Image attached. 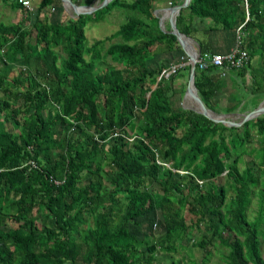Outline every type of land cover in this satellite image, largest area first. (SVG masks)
I'll return each mask as SVG.
<instances>
[{
  "label": "trees",
  "instance_id": "trees-1",
  "mask_svg": "<svg viewBox=\"0 0 264 264\" xmlns=\"http://www.w3.org/2000/svg\"><path fill=\"white\" fill-rule=\"evenodd\" d=\"M179 2L111 0L64 20L61 0H41L43 19L29 28L0 23V264H163L157 252L189 240L202 254L191 264L218 246L227 251L217 264H264V114L225 126L174 105L188 56L154 11ZM114 7L125 20L88 44L86 24ZM176 26L200 58L236 45L247 52L224 75L196 64L206 107L233 113L245 96L260 103L264 0H191ZM101 60L109 63L95 70ZM219 94L231 98L224 108Z\"/></svg>",
  "mask_w": 264,
  "mask_h": 264
},
{
  "label": "rangeland",
  "instance_id": "rangeland-1",
  "mask_svg": "<svg viewBox=\"0 0 264 264\" xmlns=\"http://www.w3.org/2000/svg\"><path fill=\"white\" fill-rule=\"evenodd\" d=\"M0 1H2V0H0ZM100 1L101 0H93L90 5H98V3H100ZM10 2H11V0L7 1L8 4ZM36 3L37 2H35V0H32V7L33 8H35ZM0 6H1L0 7V23H5V24L11 23L10 22L11 16L9 14H12L13 12H11L9 7L6 6L5 3L0 2ZM5 9H6V11H5ZM51 9H52L51 7H50V9L46 8V13L51 11ZM63 9H64V13H63V19L64 20H66L67 18L75 19L77 17L72 10L65 9L64 7H63ZM125 12H127L126 9L124 11V9H121L119 7H114L113 9H111V11H109L108 13H106L104 15L103 20H99L97 22H94V21L88 22L86 24V27H85V35L87 38V43L92 44L95 40L104 39L105 37L114 33L118 29L119 25L123 22V20H125V14H126ZM162 13H163L162 11L156 12V15H158L162 20V23L159 25L160 29L165 30L166 28H168L170 26V24H169V19H167L168 13L166 15H162ZM43 15H44V11L41 14H39L41 19H43ZM22 16H23V19H22V22L20 24L24 28H29L31 21H33V19L31 18V16H26V15L24 16L23 14H22ZM158 24H159V20H158ZM34 35H35L34 31L30 32V34L28 35V39L30 42L34 41ZM118 40H120V37L112 38V40L106 41L105 47H107L111 42H116ZM108 63H109V60L105 61V62L101 60L99 62H96V64L94 65V68H95V70H100L102 68H106V65ZM182 72H183V74L182 75L179 74V76L175 77L174 81H173L175 88L177 89V92L173 97V102H174L175 106H177L179 104L182 105L184 93H183V95H180L179 90L182 91L181 87H183L187 83V80H188V72L185 70H182ZM166 74H165V76H166ZM247 79H248V77H247ZM151 87L154 88L155 84H153ZM185 88H186V86H185ZM184 92H185V90H184ZM217 99L219 101L217 103H219L220 108H224L228 103L231 102V98L228 97V94H219L217 96ZM261 101H264V98ZM251 102L252 101H251L250 96H245L244 98H242V102H241L240 106L232 113V115H230L228 117V119H231L235 122L239 121L242 117L241 114L247 113L253 109L252 108L253 105ZM188 103H189V101H188ZM220 103H221V105H220ZM219 113H224V112L220 111ZM2 127L3 126H1L0 128H2ZM4 128H6V126ZM7 128L12 130L13 132H18V127H15L13 125H7ZM179 172H182V171H179ZM218 181L224 182L223 178H221V177L218 178ZM229 193H231V191ZM256 209H257V197H253L251 204H250V207L248 209V213H250L251 215H254V213L256 212ZM9 225L13 226L15 224L10 222ZM198 235H199V233H197L195 231L194 232V236L196 237L195 239L200 237ZM190 242H191V240H189V243L187 245V242L184 241V243H186L185 249H179L178 248V250L176 252H173V253H165V252H160V251L157 252L156 260L161 261L163 264H169L171 260H180V264H191V261L193 259L197 260V261H201V258H202L201 252L196 247H192ZM262 250H264V240H262ZM211 251H212V253H211L209 260L206 261L204 264L221 263L223 260L222 255H224L227 250L225 248H221L220 246H218L217 248L213 247ZM156 260L154 263H156Z\"/></svg>",
  "mask_w": 264,
  "mask_h": 264
},
{
  "label": "water",
  "instance_id": "water-1",
  "mask_svg": "<svg viewBox=\"0 0 264 264\" xmlns=\"http://www.w3.org/2000/svg\"><path fill=\"white\" fill-rule=\"evenodd\" d=\"M110 1L111 0H101L100 3H98V5H78L74 3L72 0H61V3L65 9L72 10L77 16L76 18H78L79 15L90 14L93 11L107 5ZM190 1L191 0H182L181 3H177L174 5L168 6L166 8H158L154 11L155 15H156V12H160V11L169 12L168 19H169L170 29L165 30V31L173 34L176 37L179 45L182 47V49L185 51V53L188 56L186 65H189V73H188V80L186 83L185 92L183 95L182 107L184 109L193 110L199 114L204 115L209 120L215 123H221L225 126H239L248 120H251V119H254L256 117L263 115L264 114V101H261L255 108H253L249 112L241 114L242 115L241 119L235 122L231 119H228V117L232 115V113L215 112L212 109L206 107L203 101L201 100L200 96L198 95V91L195 85L196 64L200 57L199 45L193 38L181 33L177 29V26H176L177 15L179 14L181 9L186 8L189 5ZM156 16L158 17L159 25H160L162 23V20L158 15ZM186 39L191 41L192 43L191 48H189V46L187 45ZM187 98L190 99L189 103L187 102Z\"/></svg>",
  "mask_w": 264,
  "mask_h": 264
},
{
  "label": "built area",
  "instance_id": "built-area-1",
  "mask_svg": "<svg viewBox=\"0 0 264 264\" xmlns=\"http://www.w3.org/2000/svg\"><path fill=\"white\" fill-rule=\"evenodd\" d=\"M17 2H19L23 8L30 11L32 10L30 0H17ZM247 59H248L247 52L243 48H240L238 47V45H236L226 53H217V54H213L212 56H206L205 58L199 57L197 64L200 69H204L208 65L217 67L220 69L221 75H224V73L228 71V69L241 67L246 62ZM186 62H184L183 64H186ZM177 66H179V64L173 65L172 67H170L168 71L164 70L162 73H164V75L167 73L166 76H168L170 73L175 72V68ZM31 163L33 164V162ZM51 180L55 184L60 183V181L55 180L53 178H51Z\"/></svg>",
  "mask_w": 264,
  "mask_h": 264
},
{
  "label": "crops",
  "instance_id": "crops-1",
  "mask_svg": "<svg viewBox=\"0 0 264 264\" xmlns=\"http://www.w3.org/2000/svg\"><path fill=\"white\" fill-rule=\"evenodd\" d=\"M7 1L8 0H2V1H0L1 3H5V5L6 6H8L9 7V9L11 10V12H13L12 14H9L10 16H11V23H19V22H22V19H23V16H22V14L25 16V15H27V12H26V9L25 8H23L22 6H20V7H18V8H15V9H13L11 6H10V3L8 4L7 3ZM12 1V0H11ZM40 1L41 0H35V2H37L36 3V5H35V8H33V10L32 11H28V12H31L32 13V15H31V18L34 20L35 18H36V16H37V14L39 13V14H41L42 12H43V10H41V11H38V7H39V4H40ZM181 2H182V0H180ZM30 2H31V5H32V0H30ZM181 2H179V3H181ZM1 7V6H0ZM168 7V6H167ZM51 8H52V10L54 11V9H53V7L51 6ZM164 8H166V7H164ZM2 9V8H1ZM5 11H6V9H5ZM64 11V10H63ZM8 12V11H7ZM64 13V12H63ZM40 17V16H39ZM62 17H63V14H62ZM167 19H168V17H167ZM5 24V23H4ZM170 29V26L168 27V28H166L165 30H169ZM188 102V101H187Z\"/></svg>",
  "mask_w": 264,
  "mask_h": 264
},
{
  "label": "bare ground",
  "instance_id": "bare-ground-1",
  "mask_svg": "<svg viewBox=\"0 0 264 264\" xmlns=\"http://www.w3.org/2000/svg\"><path fill=\"white\" fill-rule=\"evenodd\" d=\"M167 13H169V12H164L163 15H166ZM186 43H187V45L189 46V48L192 47V43H191L190 40L186 39ZM187 100L190 102V99L187 98Z\"/></svg>",
  "mask_w": 264,
  "mask_h": 264
},
{
  "label": "clouds",
  "instance_id": "clouds-1",
  "mask_svg": "<svg viewBox=\"0 0 264 264\" xmlns=\"http://www.w3.org/2000/svg\"><path fill=\"white\" fill-rule=\"evenodd\" d=\"M31 6H32V5H31ZM26 10H27V9H26ZM32 10H33V7H32ZM32 10H31V11H32ZM29 11H30V10H29Z\"/></svg>",
  "mask_w": 264,
  "mask_h": 264
}]
</instances>
